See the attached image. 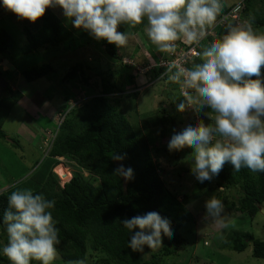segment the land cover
Returning <instances> with one entry per match:
<instances>
[{"label": "trees", "instance_id": "1", "mask_svg": "<svg viewBox=\"0 0 264 264\" xmlns=\"http://www.w3.org/2000/svg\"><path fill=\"white\" fill-rule=\"evenodd\" d=\"M239 2H243L241 19L250 24L253 30L264 29V0H240ZM239 2L223 5L215 21L206 24L204 30L209 31L222 15L228 13ZM0 7H3L2 0H0ZM40 20V27L36 31H31L27 25L20 28L27 41L22 47L23 54H36L41 50L46 51L49 47L63 46L64 48V45L66 49L72 47V39L66 43L71 37V32L57 16L47 13ZM120 28L121 25L118 31ZM226 31L225 28L218 26L217 33L215 32L218 37L205 36L199 42L198 52ZM257 34L262 33L257 32ZM11 35L5 29L0 30L1 54L13 50L15 40ZM176 43L185 46L186 49L192 45L183 41ZM98 45L103 49L105 56L120 63L121 72H127L124 74L128 83L135 89L125 94L126 97L136 99L139 95V87L152 80L150 77L152 72L156 74L158 80H168L167 76L161 77V73L166 72V68L158 65L159 60L145 75L139 70L136 72L139 75H135V67L123 61L124 56L118 52L115 45L103 40L98 41ZM149 51L153 58L157 59L151 48ZM128 57L134 58V55H128ZM139 59L145 64L149 63L145 55L140 56ZM193 62L201 61L198 56L193 57L186 67L191 68ZM88 69L86 64L77 63L65 71V82H73L78 76L80 78V87L78 91L74 90L75 95L81 96L83 94L81 89L87 92L85 88L89 90L91 88L93 96L92 92H89L92 97L80 106H73L62 120L47 154L51 167L48 164L49 171L44 174L39 187L34 189V194H43L47 199L55 201L50 211L55 226L59 229L60 243L57 245V254L61 261L67 264L76 260L87 262L89 258H95L93 264H164L163 257L176 255L184 242L177 234L178 227L175 220L164 211L165 205L169 203L168 199H175V197L166 189L162 179L164 169L159 165L156 156L160 150L153 145L154 141L150 133L145 134L135 128L124 115L120 100L114 97L117 94H123V91L113 80L111 72L92 76ZM6 72L0 69L1 76L4 77ZM53 72L55 70L51 64L41 63L22 71V76L27 82H33ZM261 72L260 79L264 85V71ZM123 73L122 76H124ZM97 77L100 78L99 84ZM251 79H257V77H251ZM136 81L141 83L140 86L136 84ZM15 83L11 84V88L15 87ZM169 84L173 83L169 82ZM99 86L100 89H98ZM178 86L181 87L180 84ZM11 88L9 85L7 91L12 97L15 96L14 98L5 96L7 91L0 98L1 139H6L2 128L11 107L22 96ZM85 95L84 93L82 96L85 97ZM72 98L74 97L69 96L68 102ZM188 110L191 111V109ZM207 110L210 111V109ZM200 117L202 119V116ZM143 119V126L146 129L149 118ZM168 119H170L169 116L163 114L159 117V123L165 124ZM194 124V121L193 124L189 122V125ZM10 143L14 146L18 145L14 139ZM116 152L124 155L125 159L119 162L111 159ZM175 156L178 158V153ZM57 157L74 163L80 170L71 175L67 168L58 164L59 162L55 159ZM121 163L126 168L133 169V179L125 181L113 175L114 169ZM54 167L63 186L59 185V179L52 171ZM82 171L88 175L84 176ZM211 181L214 182L213 188H210ZM211 181L201 183L200 187L202 186L203 189L199 187V194H206L209 198L215 196L230 210L253 218L264 205V172H253L246 167L236 171L231 164L226 163L222 171ZM218 189L222 190L216 193ZM231 191H235V195L226 196ZM9 195V192H0V264H10L2 253V248L7 243L3 214L8 208ZM223 196L231 200L224 201ZM148 212H158L162 217L167 218L171 223L173 235L170 238L163 236L162 245L155 251L145 246L144 250L152 251L146 259L141 252H133L129 248L132 233L119 221ZM249 243L252 246V256L264 259V241L247 232L230 231L223 246H227L234 252H243ZM31 264L35 262L32 261Z\"/></svg>", "mask_w": 264, "mask_h": 264}, {"label": "clouds", "instance_id": "2", "mask_svg": "<svg viewBox=\"0 0 264 264\" xmlns=\"http://www.w3.org/2000/svg\"><path fill=\"white\" fill-rule=\"evenodd\" d=\"M2 5L33 24L47 9L59 7L75 29L117 48L128 43V34L118 31L120 25L135 27L146 20L148 39L159 52L168 54L176 52L177 41L198 43L207 32L204 26L215 21L223 7L221 0H2ZM197 55L200 63L193 62L191 68L169 64L161 77L167 76L169 82L180 84L184 90L177 105L179 112L191 109L197 115L203 113L211 123L198 119L196 124L174 131L168 151L193 149L191 174L199 183L210 182L226 163L236 171L246 167L264 172V85L260 79L264 34H256L247 22L229 26L225 34ZM206 108L210 112L205 113ZM111 159L119 162L125 156L116 152ZM113 175L128 181L134 172L121 163ZM54 205V200L34 194L31 189L9 195L3 214L7 243L2 253L10 264H52L60 243L59 229L50 211ZM204 207L206 217L221 218L223 204L215 196L207 199ZM119 222L132 233L128 246L133 252L143 253L145 246L157 248L163 236L173 235L170 221L158 212Z\"/></svg>", "mask_w": 264, "mask_h": 264}, {"label": "rangeland", "instance_id": "3", "mask_svg": "<svg viewBox=\"0 0 264 264\" xmlns=\"http://www.w3.org/2000/svg\"><path fill=\"white\" fill-rule=\"evenodd\" d=\"M239 1L221 0V4L225 6ZM47 13L57 16L62 24L69 29L71 37L66 43L72 39V47L70 49H66L65 45L64 48L63 46L49 47L46 51L41 50L36 54L25 55L22 52V47L27 41L20 28L27 25L31 31H36L40 27L41 20L39 19L33 24L27 20L19 19L4 7H0V30L9 31L15 40L13 50L0 53V69L7 71L4 73V77L9 82L10 88L11 84L16 82L15 87L11 90L18 91L22 95L11 107L2 128L6 134V139L0 138V192L11 194L16 190L31 189L34 193V189L39 187V182L44 174L49 171L50 163L47 154L61 124H59V113L63 115L64 119L69 112L68 110L73 106H80L93 96L91 88L90 90L85 88L87 92L81 89V92L87 95L85 97L82 96L83 94L81 96L75 95L80 87L79 76L73 82L64 81L65 71L77 63H83L88 66V71L92 76L111 72L113 80L123 91V94H117L114 97L120 100L124 115L135 128L145 134L150 133V136L153 137V145L160 150L156 156L159 165L164 169L162 179L166 189L175 197V199H168L169 203L165 205L164 211L175 220L178 227L177 234L181 236L184 242L176 255L163 257L164 264H264V259L252 256L250 243L243 252H234L227 246H223V242L230 231L247 232L264 241V214L259 211L253 218H250L247 214L230 210L223 204L220 219L214 220L206 217L204 204L209 197L203 193L199 194L201 183L191 174L193 149L185 147L181 151H168L167 144L174 131L179 132L190 126L189 122L193 124L194 121L196 124L197 120L201 119L200 116L206 124L211 123V121L203 113L197 115L188 109L183 113L179 112L177 105L183 99L184 90L179 88L176 83L170 85L168 80H158L153 72L150 73L152 80L145 84L147 86L139 87V95L136 99L126 97L125 94L135 87L128 83L125 76L127 72H124L125 74L121 72L120 63L105 56L103 49L98 45V41L86 31L75 29L65 19L63 11L59 7L49 8L45 14ZM146 23L145 20L143 24L135 27L121 25L120 28L121 32L128 34V43L122 48H117V50L124 56L123 61L126 64H133L135 75H139L136 72L140 69H144L140 72L145 75L153 69L152 66L157 60L163 61L165 54L167 56V53L159 52L158 48L148 39L144 31ZM254 32L264 34V29L255 28ZM150 48L157 59L149 53ZM128 55H134V58L128 57ZM144 55L149 61L147 64L139 59L140 56L143 57ZM5 61L10 67L5 66ZM136 61L138 62L136 63ZM41 63L51 64L55 72L33 82H27L22 76V71ZM138 64L140 65L138 66ZM122 73L124 76L121 75ZM93 79L95 78L93 77ZM153 80L155 81L151 84ZM99 82L100 78L97 77V83L99 84ZM136 84L140 86L141 83L136 81ZM89 92H92V96ZM4 95L11 96V93L7 91ZM69 96L74 98L68 102ZM14 97L11 96L10 98ZM204 112L210 111L206 108ZM163 114L170 118L165 124L159 123V117ZM142 117L149 118L146 129L143 126L144 119ZM12 139L16 140L18 145H12L10 143ZM176 153H178V158L175 156ZM57 160L59 161L58 164L67 168L71 175L80 170L74 163H70L64 158L58 157ZM55 167L52 169L54 174H56ZM82 173L84 176L88 175L84 171ZM57 177L59 179L58 175ZM59 185L63 186L60 179ZM213 187L214 182L211 181L210 188ZM200 188L203 189L202 186ZM220 190L218 189L216 193ZM221 194L224 195V193ZM233 195H235V191H231L226 196ZM224 196L222 197L224 201L231 200L225 199ZM151 252L144 250L142 256L147 259ZM34 262L39 264L37 261ZM94 262L95 258H89L85 264H93ZM52 264L67 263H63L57 254Z\"/></svg>", "mask_w": 264, "mask_h": 264}, {"label": "built area", "instance_id": "4", "mask_svg": "<svg viewBox=\"0 0 264 264\" xmlns=\"http://www.w3.org/2000/svg\"><path fill=\"white\" fill-rule=\"evenodd\" d=\"M242 9H243V2L237 3L234 7L231 8V10L228 13L222 15L221 18L217 21V23L209 31L204 32V35L199 40V42L207 35L217 37L215 31H216L218 26L225 28L227 30L229 28V26L244 24L245 22L240 17ZM199 42L192 44L191 47H189L188 49H186L185 46L176 44V52L174 54H168L167 53V56L165 54V57H163L164 60L163 61L160 60L158 62V65L165 67L166 70H167L169 64H172V63H179L181 66L186 67L188 61L191 58L198 56L197 55V53H198L197 49L199 47ZM143 70L144 69H140L139 71H143ZM58 118L60 119L59 120V124H60L63 120V115H60V113H59ZM58 118H57V120H58Z\"/></svg>", "mask_w": 264, "mask_h": 264}, {"label": "water", "instance_id": "5", "mask_svg": "<svg viewBox=\"0 0 264 264\" xmlns=\"http://www.w3.org/2000/svg\"><path fill=\"white\" fill-rule=\"evenodd\" d=\"M4 64L6 67H10L7 61H5ZM8 87H9V82L5 79V77L0 75V98L7 91ZM260 211L264 214V209H260Z\"/></svg>", "mask_w": 264, "mask_h": 264}, {"label": "crops", "instance_id": "6", "mask_svg": "<svg viewBox=\"0 0 264 264\" xmlns=\"http://www.w3.org/2000/svg\"><path fill=\"white\" fill-rule=\"evenodd\" d=\"M4 67H5V66H4ZM4 67H3V68H4ZM4 69L6 70V67H5ZM261 71H264V67L261 68Z\"/></svg>", "mask_w": 264, "mask_h": 264}]
</instances>
